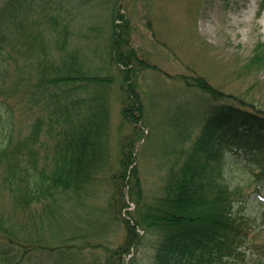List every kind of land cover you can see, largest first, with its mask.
I'll list each match as a JSON object with an SVG mask.
<instances>
[{
	"label": "trees",
	"instance_id": "obj_1",
	"mask_svg": "<svg viewBox=\"0 0 264 264\" xmlns=\"http://www.w3.org/2000/svg\"><path fill=\"white\" fill-rule=\"evenodd\" d=\"M26 1L10 0L5 8ZM82 1L85 6L87 0ZM108 2L112 8L104 10L110 21L105 41L104 32L87 28L74 42L69 28L58 25L48 39L44 30L32 31L39 21L27 16L17 20L8 11L0 15V95L10 98L21 91V101L29 98L33 109L41 110L20 137L10 105L0 100V183L15 209L0 210V264L18 263L32 252L24 249L19 258L11 257L21 241L13 234L17 218L31 220L34 229L57 220L64 203L82 205L97 194L104 174L113 185L108 212L117 218L127 207L126 195L135 205L132 213H124L130 220L123 222L127 236L121 252L135 245L141 229L156 233L153 264H264V244L249 238L264 229L263 198L253 201L262 217L256 220L246 213L248 199L240 188L229 186L224 174L229 153L246 157L259 170L258 180H264V112L214 96L190 149L180 152L153 195L143 194L136 168V146L143 138L139 128L120 141L119 167L110 168L111 70L116 67L125 82L122 118L137 123L142 115L132 90L133 66H151L135 58L120 2ZM94 40V46L87 45ZM20 43L25 48H19ZM21 51L26 61L32 60L25 67L29 72L14 65L13 54ZM256 60L264 62L263 48H258ZM198 83L195 87L213 94L205 82ZM37 247L34 242V252Z\"/></svg>",
	"mask_w": 264,
	"mask_h": 264
},
{
	"label": "rangeland",
	"instance_id": "obj_2",
	"mask_svg": "<svg viewBox=\"0 0 264 264\" xmlns=\"http://www.w3.org/2000/svg\"><path fill=\"white\" fill-rule=\"evenodd\" d=\"M8 1L0 0V15L8 11L17 20L27 16L32 22L39 21L32 24V31L44 30L48 39L55 25L67 26L74 42L78 35L87 34V28L104 32L103 40L106 39L110 21L104 10L112 8L108 2L112 0L90 3L87 0L85 6L81 5L82 0H29L6 9ZM114 1L120 2V13L128 20L129 42L135 58L138 62L146 61L151 68L146 69L142 64L133 66L132 90L139 97L138 114L142 115L137 123L125 122L122 118L125 82L116 67L111 70L114 77L110 88L109 165L112 170L119 167L120 141L139 128L143 138L136 146V168L143 194L150 196L159 191L180 152L190 149L214 96L220 101L264 112V62L256 60L258 48L264 50V0ZM97 42L87 45L94 46ZM19 48L25 45L20 43ZM31 61L24 59L23 51L13 54L14 65L24 72H29L25 67ZM198 81L205 82L214 90L213 94L195 87ZM23 91L29 93V90ZM20 92L9 94L7 90L4 95L7 93L10 98L0 95V100L6 99L10 105L16 120L15 132L22 137L29 132L41 110L33 109L29 98L21 101ZM225 160L227 183L231 188H240L248 199L246 213L261 219L260 208L253 203L259 196L264 203V180H258L259 170L252 168L241 155L227 153ZM104 175L99 181L98 195L86 197L82 205L64 203L62 215L53 222L34 229L31 220L15 217L13 234L21 241L11 257L19 258L24 249L32 252L18 263L12 259L13 263L153 264L155 232L147 234L137 229L139 236L135 245L120 251L127 236L123 222L129 219L124 213H132L135 205L126 195L124 211L117 218L109 213L113 185L110 175ZM0 210L7 213L15 210L13 199L1 183ZM39 210L40 207L36 212ZM249 238L252 243L263 245L264 229L253 232ZM34 242L39 246L35 252Z\"/></svg>",
	"mask_w": 264,
	"mask_h": 264
}]
</instances>
